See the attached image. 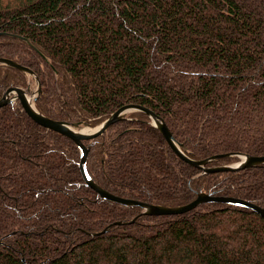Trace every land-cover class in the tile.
Returning a JSON list of instances; mask_svg holds the SVG:
<instances>
[{
  "label": "trees",
  "instance_id": "1",
  "mask_svg": "<svg viewBox=\"0 0 264 264\" xmlns=\"http://www.w3.org/2000/svg\"><path fill=\"white\" fill-rule=\"evenodd\" d=\"M1 32L20 36L0 34V55L34 70L49 117L96 126L138 103L193 159L264 155V0H0ZM11 85L28 75L0 65V93ZM91 144L88 173L116 195L176 206L204 191L264 207V164L202 173L143 111ZM80 160L71 138L16 102L0 107V264H264L257 211L207 202L145 215L102 198Z\"/></svg>",
  "mask_w": 264,
  "mask_h": 264
},
{
  "label": "water",
  "instance_id": "2",
  "mask_svg": "<svg viewBox=\"0 0 264 264\" xmlns=\"http://www.w3.org/2000/svg\"><path fill=\"white\" fill-rule=\"evenodd\" d=\"M0 34L20 37L19 35H15L13 33H7V32H1ZM0 64L11 66L21 72H25L33 76L38 84L37 92L38 93L41 92L42 90L41 83L39 81L38 76L36 75V73L32 68L24 64H21L14 59L3 56H0ZM29 94H31L29 91V87L25 89L24 87L18 85L8 86L7 88H5L2 95L0 96V107L5 106L10 102L19 100L23 110L36 123L42 125L47 129L65 135L71 138L73 141H75L81 150V160L79 164L81 174L87 185L90 186L92 189H94L102 198L117 202L125 206H137L142 210V214L145 215L182 214L189 210H192L193 208L197 207L202 203L223 202V203L235 204V205L251 208L257 211L258 213H260L262 216H264V207L257 203L250 202L248 200L241 198L217 195L214 193H208L204 191L198 192L197 196L192 201L186 204L176 205V206L153 204L135 198L119 196L107 191L106 189L96 184L95 181L92 179V177H90L87 170V158L91 150L92 141L95 140L97 137H99L101 134H103L112 124L123 120L124 118H126L127 114L133 111L145 112L151 118L153 124L163 134L166 142L171 147V149L181 159L185 160L189 164L200 169L202 173L234 171V170L244 169L247 167H255L264 164V155H252L241 152H225V153L214 154L205 159H193L184 152L182 144H180L176 140L170 128L166 124L165 120L155 111L142 104H138V103L123 104L120 107H118L113 113H111L110 116L106 118L102 123H100L94 129L90 130L91 128L84 126L82 122H71L67 120L54 119L52 117H49L41 113L34 104L35 101L38 99L39 95L36 94V92L33 95L32 94L29 95ZM232 156H238L239 157L238 162L208 166L209 163L214 162L219 158L232 157ZM134 220L135 219H133L132 221ZM114 223L122 224V221H116ZM112 224L113 223L107 225L101 231L93 233V235H100L102 233L107 232L112 226Z\"/></svg>",
  "mask_w": 264,
  "mask_h": 264
},
{
  "label": "rangeland",
  "instance_id": "3",
  "mask_svg": "<svg viewBox=\"0 0 264 264\" xmlns=\"http://www.w3.org/2000/svg\"><path fill=\"white\" fill-rule=\"evenodd\" d=\"M4 48L5 49H9V48H11V46L10 45H5L4 46ZM0 56H2V55H0ZM3 57H6V56H3ZM12 59V58H11ZM0 65H2V64H0ZM8 66V65H7ZM11 67V66H10ZM25 73V72H24ZM27 75H28V85L26 86V87H24L25 89L27 88V87H29V91H30V93L33 95L35 92H36V94H38V95H40L41 94V92L40 93H38L37 91V89H38V84H37V82L35 81V79H34V77L33 76H31V75H29L28 73H26ZM42 87V86H41ZM2 93L3 92H1L0 93V96L2 95ZM31 94H29V95H31ZM39 97V96H38ZM37 101V100H36ZM36 101H35V106H36ZM14 102H16V103H18L20 106H21V104H20V102H19V100H16V101H14ZM7 105V104H6ZM22 107V106H21ZM37 108V107H36ZM130 114V113H129ZM128 115V114H127ZM99 124H97L96 126H98ZM96 126H87V127H89V128H95ZM235 162H238V160H236V161H233L232 163H235Z\"/></svg>",
  "mask_w": 264,
  "mask_h": 264
},
{
  "label": "bare ground",
  "instance_id": "4",
  "mask_svg": "<svg viewBox=\"0 0 264 264\" xmlns=\"http://www.w3.org/2000/svg\"><path fill=\"white\" fill-rule=\"evenodd\" d=\"M92 129H94V128H91L90 130H92Z\"/></svg>",
  "mask_w": 264,
  "mask_h": 264
}]
</instances>
